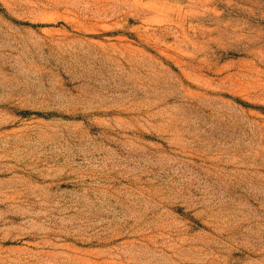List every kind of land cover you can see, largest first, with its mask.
<instances>
[{
  "label": "rangeland",
  "instance_id": "rangeland-1",
  "mask_svg": "<svg viewBox=\"0 0 264 264\" xmlns=\"http://www.w3.org/2000/svg\"><path fill=\"white\" fill-rule=\"evenodd\" d=\"M0 264H264V0H0Z\"/></svg>",
  "mask_w": 264,
  "mask_h": 264
}]
</instances>
